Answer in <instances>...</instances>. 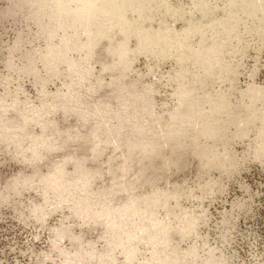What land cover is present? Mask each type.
<instances>
[{
	"label": "rangeland",
	"instance_id": "obj_1",
	"mask_svg": "<svg viewBox=\"0 0 264 264\" xmlns=\"http://www.w3.org/2000/svg\"><path fill=\"white\" fill-rule=\"evenodd\" d=\"M0 264H264V0H0Z\"/></svg>",
	"mask_w": 264,
	"mask_h": 264
}]
</instances>
